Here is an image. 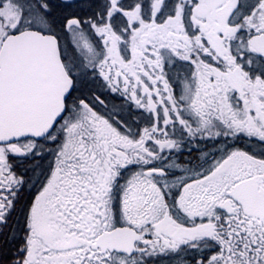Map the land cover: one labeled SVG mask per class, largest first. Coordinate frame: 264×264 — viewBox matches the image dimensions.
Instances as JSON below:
<instances>
[{
    "label": "snow or ice",
    "instance_id": "1",
    "mask_svg": "<svg viewBox=\"0 0 264 264\" xmlns=\"http://www.w3.org/2000/svg\"><path fill=\"white\" fill-rule=\"evenodd\" d=\"M0 264H264V0H0Z\"/></svg>",
    "mask_w": 264,
    "mask_h": 264
}]
</instances>
